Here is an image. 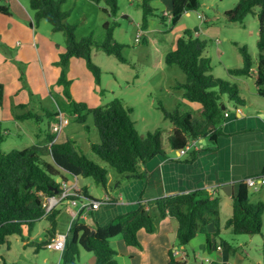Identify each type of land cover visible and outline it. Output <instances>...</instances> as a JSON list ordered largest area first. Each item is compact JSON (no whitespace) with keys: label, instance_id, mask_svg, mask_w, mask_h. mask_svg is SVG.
Instances as JSON below:
<instances>
[{"label":"trees","instance_id":"obj_1","mask_svg":"<svg viewBox=\"0 0 264 264\" xmlns=\"http://www.w3.org/2000/svg\"><path fill=\"white\" fill-rule=\"evenodd\" d=\"M105 5L104 10L110 17L118 12V0H91ZM30 10L33 12L30 27L37 26L39 21L45 19L49 22L52 31L62 32L65 36V51L60 55L62 64H66L70 57L83 58L88 69L95 79L99 80L100 70L92 62L93 49L100 50L107 55L115 56L120 62L123 44L113 39V29L116 24L105 22L104 37L95 40L92 34L77 39L74 26L66 21L67 13L61 10L64 0H28ZM259 6L258 12V39L257 58L253 63L244 46L239 47L242 57V66L228 69L233 76H250L254 70L257 94L264 98V0H238L232 8L225 11L229 22H241L246 15L252 12L254 6ZM142 30L147 28L150 17L155 16V8L149 5V0H142ZM199 8V0H171L170 24L175 25L179 18L189 11ZM0 12L7 14L8 10L0 6ZM165 20V15H158ZM207 40L193 34L192 30L185 29L177 37L174 47L164 56L166 65H178L186 76L183 98L189 102L200 104V116L194 118L190 113H183L178 117L165 113L170 117L173 129L168 137L170 149L189 154L185 162H191L197 152L208 150L216 146L217 136L221 134L220 125L224 120L227 107L221 96L225 94L235 101L236 106H243V101L237 95V87L228 81L217 78L210 73V59L203 55ZM216 89V90H214ZM4 86L0 83V106L4 99ZM222 106H225L222 109ZM76 121L85 123L87 114L92 119V127L97 130L98 142L90 143V150L106 164L112 167L119 175L113 188H117L127 180L145 178V171L141 166L157 155L164 156L161 147V131L155 130L144 137H139L131 118L132 108L124 106L113 99L107 105L87 109L84 103L74 104ZM87 111L86 114H82ZM30 112L19 116L20 119L31 118ZM57 128L58 125H53ZM86 130L91 127L84 126ZM55 134L48 132L44 144L32 145L22 150H11L4 153L0 149V247L6 245L9 249L8 237L12 234L21 235L26 227L28 233L36 221L43 219L50 223V235L53 236L55 215L50 212L44 216L42 203L45 197L54 196L61 191L58 169L42 159L44 152H48L54 165L75 177H84L94 180L101 185L107 195L109 189L108 173L105 168L88 159L82 152L77 141L66 138L62 142L54 141ZM200 139L208 145L197 147ZM3 141V128L0 121V146ZM45 146V147H44ZM47 146V147H46ZM264 176V170L259 174ZM56 191V193H55ZM87 199H93L83 188ZM231 214L221 224L220 203L218 196L212 191L197 189L186 193H178L155 199L145 203L140 200L134 210L117 215L105 225H96L92 232L83 224H75L66 241L62 254V264H78L80 250L95 256L94 264H118L115 260L116 251L109 244V240L121 237L127 246L139 247L137 232L144 230L152 233L155 229L156 219L149 213L151 205L156 206L159 216L167 215L177 221L176 243L179 246L187 245L198 234H204L207 249L210 248L211 234L208 227H214L213 236H218L223 229H228L233 235H255L261 233L262 213L264 205L248 203V190L243 181L238 182L235 194L231 196ZM51 238V237H50ZM40 241L36 250L45 247L50 240ZM26 243V245L30 244ZM0 264H6L4 261ZM164 264H186L178 259L172 249L168 250L167 261ZM218 264V263H213Z\"/></svg>","mask_w":264,"mask_h":264},{"label":"rangeland","instance_id":"obj_2","mask_svg":"<svg viewBox=\"0 0 264 264\" xmlns=\"http://www.w3.org/2000/svg\"><path fill=\"white\" fill-rule=\"evenodd\" d=\"M18 1L22 6L20 9L22 14L13 9L12 4L0 0V6H6L13 14L11 19L2 20L4 31L6 33L8 31L9 35L7 39L9 44H5L4 48L10 58L5 67L2 66L4 69L2 74L6 76L1 77L6 87L3 103L0 106V121L3 128L0 149L4 153L38 145L49 131L55 134L54 141L57 142L73 138L88 159L107 170L109 177L107 187L110 190L119 175L90 150V143L99 140L97 130L92 127L89 114L85 123L75 120L74 104L84 103L87 109H92L107 105L113 99H118L124 106L132 108L131 118L139 137L160 129L161 147L165 154L173 153L168 142L173 124L165 113L180 117L187 112L192 117L198 118L201 109L200 104L183 98L184 88L181 85L186 82L183 70L178 65H166L164 62V54L169 51V49L166 51L165 46L185 29H190L193 34L198 33L200 38L207 40L203 55L210 59V73L213 76L236 85L237 95L243 101L251 100L264 106V98L256 94L254 82L249 77H234L227 71L242 66L239 51L241 46L246 48L251 61L253 63L256 61L258 5L254 6L252 12L241 22H229L224 13L238 0H199L197 10L183 14L175 25H171L166 21L167 17L162 21L158 16L163 15L165 11L170 12L168 4L171 6V0H149V5L155 8V16L149 18L148 29L144 31L141 30L142 0H118V12L115 17H110L104 11L106 7L102 3L98 4L91 0H64L61 10L67 13L66 21L74 26L77 39L92 34L95 40H102L104 37L102 25L105 22L116 24L112 35L116 42L124 45L122 56L125 61L120 62L113 55L93 49L91 59L100 70L97 81L81 57H70L65 65L62 64L60 55L65 51L63 33L52 31L49 22L45 19L31 28L29 22L33 12L30 10L29 2ZM198 14L211 18L209 19L211 21L209 23L201 21ZM161 23L165 24V32L158 30L157 24ZM210 25L216 27L218 31L213 37L208 38L201 34L200 28ZM137 37L138 41H136ZM162 38L166 39V42H163L165 45L160 41ZM12 42H16L17 46L11 47ZM156 51L160 59L153 54ZM9 61L14 70L10 69ZM221 101L224 104L229 102V106H236L235 101L225 94L221 96ZM28 112L31 113V118H19ZM86 112L83 111L82 114ZM64 119L67 123L62 124ZM54 124L59 126L58 129L53 127ZM85 125L91 128L86 130ZM40 143L44 144V141ZM41 157L46 163L60 170L54 165L48 152H44ZM79 180L90 196L95 199L104 198L106 192L101 185L90 178L79 177ZM247 190L249 204L256 205L261 202L264 205V185L258 189L247 185ZM219 203L220 216L225 221L231 212V194L220 193ZM149 213L156 221L161 219L156 206L151 205ZM261 217V231L264 235V210ZM41 220L43 221L40 224L44 226L48 223L46 219ZM34 226L30 234L25 229L21 235L12 234L7 238L9 249L6 245L0 247V263L3 261L6 264L57 263L56 252L48 251V248L41 246L36 250L38 243L40 244L36 232H41V237L44 239L45 231L42 225L35 223ZM158 231L157 227L153 232ZM221 232L220 237L224 242H233L232 238L261 239L260 235L235 236L228 229H223ZM30 235H34V238L25 246L23 239H29ZM117 239L122 238L117 237ZM173 244L177 245L175 241ZM132 247L130 249L138 248ZM44 257L48 262L43 260ZM188 263H194L190 255ZM260 264H264V258Z\"/></svg>","mask_w":264,"mask_h":264},{"label":"crops","instance_id":"obj_3","mask_svg":"<svg viewBox=\"0 0 264 264\" xmlns=\"http://www.w3.org/2000/svg\"><path fill=\"white\" fill-rule=\"evenodd\" d=\"M4 1L6 4H12L13 9L22 14V11H20L22 6L18 0ZM3 7L8 10V13L5 14L0 12V83L3 84L4 90H6L5 83L1 80V77L6 76L2 74L4 71L2 66L4 65L5 67L7 60H10L4 48L5 44H9L7 40L9 35L8 31L7 33L4 31L5 26L2 25V20L11 19L13 14L9 12L6 6L3 5ZM169 7L168 4V9ZM163 15L167 17L166 21L170 22L171 17L169 12L165 11ZM209 19L211 18L205 17L204 22L209 23L211 21ZM12 21L14 22L13 19ZM164 25L163 23L160 25L157 24L158 30L165 32L166 27H164ZM147 29L148 23L144 31H147ZM200 29L202 31L201 34L208 38L213 37L218 31L217 28L212 25ZM181 33L175 35L172 42L165 46L166 51L168 49L170 51L174 47V42ZM194 35L200 36L198 33ZM160 41H162L163 44V42H166V39L162 38ZM10 45L11 47H16L17 43L12 42ZM153 54L160 59V55L157 51L153 52ZM9 67L11 70H14L10 61ZM253 74L254 70H251L250 76L248 77L255 85ZM256 89L255 86V92L257 94ZM225 105L228 109L227 115L220 125L219 129L221 134L217 136L216 146L214 148L197 152L191 162L184 161L189 157V154L181 151H173L171 154L166 153L164 156H155L141 166V170L145 171V178L124 181L117 188L111 189L110 187L111 191L109 190L108 193L110 200L101 204L97 209H81V204L83 203L81 201L82 199L77 200L76 204H70L68 201L60 202L59 205L52 210L55 215V230L53 236H48L50 235L49 222L45 224V226L40 224L43 220L35 222L42 225L45 231L44 239L41 237V232H36L39 240L45 241L50 237H65L67 241L69 237H71L70 231L75 224H83L91 231H94L96 225H105L117 215L134 210L140 200L145 203H150L155 199L197 189L212 191L213 195H218L219 198L220 193L225 195L223 192V187L225 185H230L231 196L232 194L234 195L237 190L238 182L247 177L259 175L264 170V106L251 100H247V102L243 101L242 107L229 106V102H226ZM231 107H233V109H231ZM202 145L206 146L208 142L204 139H200V144L197 143V147H202ZM58 172L59 177L56 179L57 182L59 181L62 183L64 181L69 186L76 182L83 193V184L80 182L79 177L72 176L61 169L58 170ZM86 192L88 194L87 190ZM106 195L107 194L104 195V198ZM55 196L58 195L55 194ZM104 198L93 199L100 201ZM43 219L45 218L43 217ZM220 220L221 224L225 222L221 219V216ZM34 227L35 226H33L32 230ZM155 227H158L159 230L156 233H148L142 229L137 232L139 247L136 249H130L133 247L127 246L123 239H117V237L110 239L109 244L111 248L116 251L115 260L117 263L164 264L167 261V253L170 249L174 251L178 259L185 260L186 264H190L188 263L189 255L194 261L193 264H260V261L264 258V235L262 231L259 234L248 235H260L261 239L248 237V239L242 238L235 240L232 238L233 242H224L220 237L222 232L220 231L218 236H213L215 230L214 227L210 225L208 227V232L211 234V245L210 248L207 249L204 234L196 235L185 246L174 245V241L176 242L177 221L169 215L156 221ZM25 229L26 227L23 228V232ZM30 232L28 234H30ZM33 238L34 235H30L29 239H23L24 244L29 243L30 239ZM234 242H236V244H233ZM49 250L58 254L56 264H62V254L64 250L48 249V251ZM201 252L203 253L201 254ZM201 255L203 256L200 257ZM87 259H89L88 263ZM205 259H208L210 262H206ZM43 260L48 262L46 257H44ZM95 260L96 258L93 254L84 250L79 251L78 264H94Z\"/></svg>","mask_w":264,"mask_h":264},{"label":"built area","instance_id":"obj_4","mask_svg":"<svg viewBox=\"0 0 264 264\" xmlns=\"http://www.w3.org/2000/svg\"><path fill=\"white\" fill-rule=\"evenodd\" d=\"M198 18H200L201 21H205V18L200 14H198ZM136 41H138V37L136 38ZM226 115L227 112L224 113V116ZM65 123H67V121L64 119L62 124ZM58 127L56 129H58ZM242 181L246 184V186L249 185L254 187L255 189L256 188L258 189V187L264 185V176L261 175L250 176L243 179ZM57 195L58 196L54 195L50 197H45L44 202L42 203L44 216L52 212V210L57 205H59L60 202L68 201L70 204H76L77 200L82 199L81 201L83 203L81 204V209L94 210L97 209L101 204L106 203L107 201L110 200V197L108 195H106V197L100 201L85 198L84 194L81 192L76 182L73 185L69 186L66 182L63 181L61 183V191L57 193ZM65 245H66L65 237H53L52 239H50V241L46 243L45 247L52 250L62 251L65 249ZM205 261L210 262L208 259H205Z\"/></svg>","mask_w":264,"mask_h":264},{"label":"water","instance_id":"obj_5","mask_svg":"<svg viewBox=\"0 0 264 264\" xmlns=\"http://www.w3.org/2000/svg\"><path fill=\"white\" fill-rule=\"evenodd\" d=\"M225 106H222V109H224ZM231 109H233V107H231ZM59 182V181H58ZM223 191L226 193V194H231V191H230V185H225L223 187ZM56 193V191H55ZM93 232V231H92Z\"/></svg>","mask_w":264,"mask_h":264},{"label":"clouds","instance_id":"obj_6","mask_svg":"<svg viewBox=\"0 0 264 264\" xmlns=\"http://www.w3.org/2000/svg\"><path fill=\"white\" fill-rule=\"evenodd\" d=\"M205 18V17H204ZM50 239H52V238H50ZM50 241V240H49Z\"/></svg>","mask_w":264,"mask_h":264}]
</instances>
